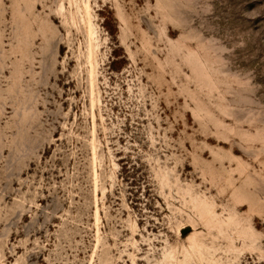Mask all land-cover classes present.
I'll return each mask as SVG.
<instances>
[{
  "label": "rangeland",
  "instance_id": "374dc122",
  "mask_svg": "<svg viewBox=\"0 0 264 264\" xmlns=\"http://www.w3.org/2000/svg\"><path fill=\"white\" fill-rule=\"evenodd\" d=\"M173 250L264 264V0H0V264Z\"/></svg>",
  "mask_w": 264,
  "mask_h": 264
},
{
  "label": "bare ground",
  "instance_id": "6f19581e",
  "mask_svg": "<svg viewBox=\"0 0 264 264\" xmlns=\"http://www.w3.org/2000/svg\"><path fill=\"white\" fill-rule=\"evenodd\" d=\"M64 9V6L63 5H61V8H60V10L62 11ZM61 13V12H60ZM211 227V226H210ZM194 238V237H193ZM196 238H194V240L191 242V244H192V248H194L197 252H201V251H203V253H204V250L206 249V248H208V246L206 245L204 248V250H202L203 248H202V245L204 244V242H201L200 240H198V239H196ZM233 240V239H232ZM234 243V242H233ZM232 244V243H231ZM237 250V248H234V250ZM187 252H189V249L188 248H184V250H183V254H184V256H186V254H187ZM169 256L171 257V259H172V261H171V263L170 264H186V262H187V260H186V258L185 259H180L179 258V256H177V254H176V252H175V250H173V251H171V253H169Z\"/></svg>",
  "mask_w": 264,
  "mask_h": 264
}]
</instances>
